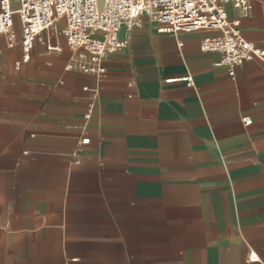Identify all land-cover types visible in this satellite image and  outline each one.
Segmentation results:
<instances>
[{"label":"crops","instance_id":"crops-1","mask_svg":"<svg viewBox=\"0 0 264 264\" xmlns=\"http://www.w3.org/2000/svg\"><path fill=\"white\" fill-rule=\"evenodd\" d=\"M64 26L28 60L0 34V264H264V61L144 16L99 77ZM241 29L264 47V0Z\"/></svg>","mask_w":264,"mask_h":264},{"label":"built area","instance_id":"built-area-1","mask_svg":"<svg viewBox=\"0 0 264 264\" xmlns=\"http://www.w3.org/2000/svg\"><path fill=\"white\" fill-rule=\"evenodd\" d=\"M253 0H0V34L9 45L21 43L23 60H28L36 42L46 45L52 54L61 48L52 43L65 22L61 33L75 55L67 69L106 75L107 56L127 47L130 33L143 24L147 16L159 24L163 33L216 30L218 34L206 37L200 47L205 52L220 53L218 65H225L233 74L248 60L264 61V47L245 38L241 18L252 7ZM232 5L237 17H230L227 6ZM125 30L124 36L120 32ZM20 38V39H19ZM184 80L191 83V77ZM246 124L251 119H244ZM89 139H83L82 144ZM82 147L73 152L75 162ZM251 254L250 259H257Z\"/></svg>","mask_w":264,"mask_h":264}]
</instances>
